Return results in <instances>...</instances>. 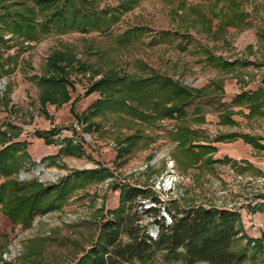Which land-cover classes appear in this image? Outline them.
Returning <instances> with one entry per match:
<instances>
[{
    "label": "rangeland",
    "instance_id": "rangeland-1",
    "mask_svg": "<svg viewBox=\"0 0 264 264\" xmlns=\"http://www.w3.org/2000/svg\"><path fill=\"white\" fill-rule=\"evenodd\" d=\"M0 11L33 25L24 40L0 21L9 46L0 149L22 146L0 183L47 189L42 204L51 206L29 227H12L0 263L73 264L136 188L124 204L132 212L159 208L141 214L147 230L163 206L238 212L243 235L233 247L246 255L238 264H264V97H237L264 86V0H0ZM165 78L192 92L182 116L163 115L180 104L158 84ZM118 79L122 89L99 87ZM179 128L184 142L174 140ZM165 178H174L171 189H159ZM64 180L76 186L59 199ZM127 264L185 263L158 253Z\"/></svg>",
    "mask_w": 264,
    "mask_h": 264
},
{
    "label": "trees",
    "instance_id": "trees-1",
    "mask_svg": "<svg viewBox=\"0 0 264 264\" xmlns=\"http://www.w3.org/2000/svg\"><path fill=\"white\" fill-rule=\"evenodd\" d=\"M0 21L4 23L5 31L17 34L22 39L32 38L30 35L33 25L27 16L14 12L13 17L7 12L0 11ZM91 25H96L91 22ZM6 40L0 33V80L8 73V64L3 58L4 48H8ZM128 82L125 86L132 90L144 81ZM124 79L110 80L100 84L103 89H116V85L123 88ZM118 83V84H117ZM158 84L168 90L169 100L178 99L180 104L165 106L163 115L172 117L182 116L184 111L182 105L192 97V92L185 86L178 85L170 78H165ZM97 87V86H95ZM115 92V91H114ZM113 91L110 93H114ZM119 92V91H118ZM264 97V86L250 93H241L237 97L240 100H256ZM187 130L179 128L174 133V140L184 142ZM251 140V139H249ZM18 147V148H17ZM22 147L20 143L13 142L0 149V174L8 176L13 168L18 165L17 152ZM210 149V147H203ZM89 176H98L95 171H90ZM79 175V174H78ZM77 175V176H78ZM75 182L64 180L56 191V197H61L74 188ZM28 183H20L17 180H9L0 183V210L5 214L13 225H20L22 228L30 226L35 214H44L51 206L49 203L42 204L46 192L49 190L26 192ZM142 191L136 188L121 194L122 207L110 211L112 215L104 220L98 227V234L94 243L80 256L73 264H127L132 260L149 262L158 253H165L168 256L180 257L185 264L205 262L208 264H238L246 255L244 252H237L234 243L241 239V226L239 213L226 208L190 207L177 209L175 211L162 209L169 215L170 221L161 214L158 217L157 207H145L143 210L131 211L127 202H131ZM153 202L161 203L160 198L153 194ZM143 203H140V208ZM167 210V211H166ZM154 213L152 222L156 226V234L150 233L145 226L140 225L139 220L142 213ZM126 237V238H125ZM0 264H11L1 262Z\"/></svg>",
    "mask_w": 264,
    "mask_h": 264
},
{
    "label": "crops",
    "instance_id": "crops-1",
    "mask_svg": "<svg viewBox=\"0 0 264 264\" xmlns=\"http://www.w3.org/2000/svg\"><path fill=\"white\" fill-rule=\"evenodd\" d=\"M13 223L10 219L0 210V245L11 238Z\"/></svg>",
    "mask_w": 264,
    "mask_h": 264
},
{
    "label": "built area",
    "instance_id": "built-area-1",
    "mask_svg": "<svg viewBox=\"0 0 264 264\" xmlns=\"http://www.w3.org/2000/svg\"><path fill=\"white\" fill-rule=\"evenodd\" d=\"M174 179V178H173ZM173 179H171L170 178V180L168 181V182H166L167 181V178H165V180L163 181V182H159V189L160 188H163V189H171L174 185H173V182H174V180ZM207 207H210V206H207ZM214 207H217V208H226V207H218V206H214ZM226 209H228V208H226ZM231 210V209H230ZM164 215V217L166 218V221L167 222H169L170 221V217H169V215L167 214V213H164L163 214ZM152 229V228H151ZM151 229L149 230L150 231V233H152V234H156V226L154 227V232H151Z\"/></svg>",
    "mask_w": 264,
    "mask_h": 264
},
{
    "label": "bare ground",
    "instance_id": "bare-ground-1",
    "mask_svg": "<svg viewBox=\"0 0 264 264\" xmlns=\"http://www.w3.org/2000/svg\"><path fill=\"white\" fill-rule=\"evenodd\" d=\"M171 179H173V178H171ZM169 180H170V179H169ZM169 180H167L166 182H168ZM153 229H154V228H152V229H151V232H154V230H153Z\"/></svg>",
    "mask_w": 264,
    "mask_h": 264
}]
</instances>
